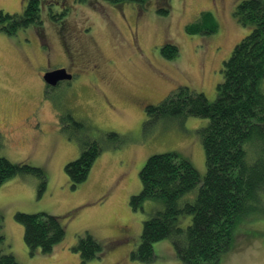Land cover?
<instances>
[{
    "label": "rangeland",
    "instance_id": "1",
    "mask_svg": "<svg viewBox=\"0 0 264 264\" xmlns=\"http://www.w3.org/2000/svg\"><path fill=\"white\" fill-rule=\"evenodd\" d=\"M240 1L147 0L142 7L131 1L97 0L89 6L65 0L62 8L58 0H39L40 23L13 34L0 24V157L41 167L47 180L43 191L33 173L17 174L0 184L2 233L20 264H185L169 237L154 242L151 261L131 257L143 221L164 205L144 198L142 206L135 207L131 196L141 190L140 170L154 153L175 151L204 177L201 131L208 118L187 115L159 121L147 132L142 125L146 107L179 85L215 99L223 61L250 30L234 14ZM23 5L24 0H0V10L11 14L21 12ZM202 10L213 13L218 30L210 35L187 33L186 24ZM84 26H91V35L80 41ZM63 28H68L67 35ZM78 42L88 54L78 53ZM165 44L178 47L176 57L162 55ZM69 56L74 64L84 61L79 65L82 73L49 94L41 72L64 65ZM88 57L94 62H87ZM97 62L98 72L93 70ZM68 112L84 127L64 131L69 125L61 123V116ZM109 132L125 142L102 147L86 180L73 187L65 164L79 156L85 139L108 145ZM261 202L260 210L234 227L231 248L220 255L218 264H264V199ZM17 211L62 217L64 238L50 252H31ZM85 234L101 243L102 255L83 263L74 245Z\"/></svg>",
    "mask_w": 264,
    "mask_h": 264
},
{
    "label": "trees",
    "instance_id": "2",
    "mask_svg": "<svg viewBox=\"0 0 264 264\" xmlns=\"http://www.w3.org/2000/svg\"><path fill=\"white\" fill-rule=\"evenodd\" d=\"M109 1H131L143 7L147 0ZM58 2L62 8L66 5L65 0ZM72 2L93 6L97 0ZM38 3L39 0H24L19 13L0 10L2 28L13 34L21 27L40 23ZM158 11L166 14L169 10L158 8ZM234 14L250 30L223 61L215 99L209 101L203 92L179 85L156 105L146 107L142 125L146 132L159 121L187 115L208 118L201 131L206 173L201 179L192 163L175 151L154 153L146 159L139 173L141 190L131 196V202L141 207L144 198H155L164 205L143 221L140 241L131 251L135 261H151L154 242L169 237L185 264H218L220 255L231 248L234 227L248 218L250 212L261 209L264 199V0H241ZM218 27L213 13L202 10L193 22L186 24L185 30L189 34L210 35ZM160 51L163 56L174 58L178 47L165 44ZM61 123H69L62 128L64 131L84 127L70 112L61 116ZM106 138L112 140L108 145H103L100 139L83 140L79 156L65 164L73 187L86 180L102 147L116 148L125 142L115 132L107 133ZM24 173L38 176L39 190L45 189L47 180L41 167L0 157V184ZM196 187L197 191L191 195ZM15 217L24 226V240L31 252L36 249L50 252L65 236V224L58 215L17 211ZM186 218L189 221L184 224ZM74 248L80 252L83 263L102 255L101 243L91 234L80 236ZM8 249L0 214V264H20Z\"/></svg>",
    "mask_w": 264,
    "mask_h": 264
},
{
    "label": "flooded vegetation",
    "instance_id": "3",
    "mask_svg": "<svg viewBox=\"0 0 264 264\" xmlns=\"http://www.w3.org/2000/svg\"><path fill=\"white\" fill-rule=\"evenodd\" d=\"M64 25H66V23H64ZM90 28H91V26H84L83 28H81V30L79 31V35H81V37H78V38H82L80 41H85L87 38L86 37H90ZM63 30H65V33H66V35L69 33L68 31V28H63ZM40 35H41V39H42V36H43V32H41L40 31ZM79 43V45H78V47H77V49H78V53H82V52H86L87 54H88V52L86 51V49H84V48H82V47H80V42H78ZM83 43V42H82ZM76 49V50H77ZM71 57L69 56V58H68V60H67V62H64V65H60V66H57V67H55V68H49V67H46L42 72H41V77H42V79H43V75H44V73L45 72H47V71H51V70H54V69H57V68H65L66 69V73L67 74H70L71 75V77H69V78H67V79H61V80H58L54 85H52V84H49V83H46L44 80V83H45V87L47 86V92H49V94H50V92L53 90V89H55L56 87H58L59 85H61V84H63V83H68V82H70L71 80H73V78H74V76L76 75V74H78V73H82V71H83V68H79V65L81 64V63H84V61H80L78 64H74V62H72V60L70 59ZM71 60V61H70ZM70 61V62H69ZM88 61H91V62H94L93 61V59L91 58V57H88V60H87V62ZM87 62H85V63H87ZM48 63H49V61H48ZM47 64V58H46V53H45V65ZM101 68V65H100V63H98L97 62V65H94V69L93 70H97V72H98V70ZM90 69V68H89ZM49 96V95H48ZM67 124H69V123H67Z\"/></svg>",
    "mask_w": 264,
    "mask_h": 264
},
{
    "label": "water",
    "instance_id": "4",
    "mask_svg": "<svg viewBox=\"0 0 264 264\" xmlns=\"http://www.w3.org/2000/svg\"><path fill=\"white\" fill-rule=\"evenodd\" d=\"M69 77H71V75L66 73L65 68H57V69L45 72L43 75V80L46 83L54 85L58 80L67 79Z\"/></svg>",
    "mask_w": 264,
    "mask_h": 264
}]
</instances>
